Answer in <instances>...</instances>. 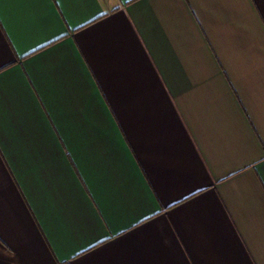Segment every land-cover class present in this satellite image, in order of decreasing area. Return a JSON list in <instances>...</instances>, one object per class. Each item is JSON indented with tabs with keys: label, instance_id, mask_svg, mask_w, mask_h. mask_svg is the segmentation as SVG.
I'll return each mask as SVG.
<instances>
[{
	"label": "crops",
	"instance_id": "0c3cea01",
	"mask_svg": "<svg viewBox=\"0 0 264 264\" xmlns=\"http://www.w3.org/2000/svg\"><path fill=\"white\" fill-rule=\"evenodd\" d=\"M0 264H264V0H0Z\"/></svg>",
	"mask_w": 264,
	"mask_h": 264
}]
</instances>
